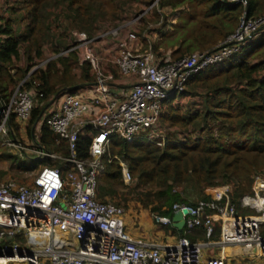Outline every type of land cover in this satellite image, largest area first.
Returning <instances> with one entry per match:
<instances>
[{"label": "trees", "instance_id": "obj_1", "mask_svg": "<svg viewBox=\"0 0 264 264\" xmlns=\"http://www.w3.org/2000/svg\"><path fill=\"white\" fill-rule=\"evenodd\" d=\"M154 0H10L9 18H0V92L8 101L17 86L45 57L52 56L45 67L26 80L24 89L43 94L35 96L28 135L45 104L63 90L77 92V86H92L95 76L89 62L79 65L76 51L68 50L75 44L74 30L95 38L139 15ZM249 17L264 15V0H247ZM138 5L135 7V5ZM179 11L175 32L179 47L172 52L173 61L194 52L215 51L221 42L232 35L245 11L241 4L229 0H160L154 6L153 20L157 24L167 18L162 11ZM101 33V34H100ZM148 46V40L143 39ZM145 49H147L145 47ZM154 53L161 58L159 45ZM65 52V53H64ZM22 64V65H21ZM79 67L81 74L74 73ZM190 98L188 106L175 105ZM20 136V125L12 119ZM162 139L152 140L142 132L129 143L113 135L108 152L103 156L105 171L98 178L97 199L124 207L135 201L144 210L173 218L176 204L196 206L214 200V191L233 185L231 203L252 193L256 176H264V33L247 43L236 56L203 70L187 84L186 90L174 94L165 103L157 130ZM38 142L48 152L65 157L71 155L66 140L57 141L44 123L36 132ZM93 134L84 131L77 147L79 159L88 157ZM11 162V170L29 172L41 163L60 169L63 176L72 165L45 158H20L4 151ZM123 158L132 175L125 184L118 160ZM6 172L0 173V184ZM20 184L28 179L18 175ZM10 180V179H7ZM5 180V181H7ZM198 197V202L193 197ZM210 212V211H208ZM129 212H127L128 215ZM128 221V220H127ZM130 223H133L130 220ZM127 224V229L129 222ZM141 227L140 223L138 224ZM137 226V227H138ZM158 232L174 237H188L193 242H206L203 226L178 231L171 225H158ZM220 239V224L213 238ZM229 264H235L234 261Z\"/></svg>", "mask_w": 264, "mask_h": 264}, {"label": "built area", "instance_id": "obj_2", "mask_svg": "<svg viewBox=\"0 0 264 264\" xmlns=\"http://www.w3.org/2000/svg\"><path fill=\"white\" fill-rule=\"evenodd\" d=\"M229 1L245 9L235 32L215 51L194 52L174 61L158 58L151 48L143 50L137 32L124 31L125 26L112 28L94 39L74 30L75 45L68 52L78 51L80 66L90 63L95 82L89 91L63 93L58 105L62 95L45 104L32 128L33 146L26 143V129L35 107L34 98L43 94L24 89L23 85L52 57L37 64L8 101L0 92V145L26 158L32 155L72 165L65 176L60 169L45 165L26 184L14 179L0 184V264H205L207 249H217L221 255L206 264H225L227 249L233 247L264 260L262 175L255 177L252 193L239 200V208L253 214L238 213L237 206L231 203L230 185L216 189L213 201L173 206L174 213L189 210L184 215L185 229L203 226L206 242H193L188 237L164 244L137 241L127 230L125 208L97 199L98 178L105 171L103 156L113 135L132 143L140 133L148 132L150 139H162L160 144L164 145V136L157 133V128L167 100L184 92L191 78L236 56L248 42L264 33V16L249 17L247 0ZM159 3L154 0L134 22ZM109 37L118 42L117 53L109 60L116 73L106 70L103 58L90 47ZM13 117L20 125V136L13 127ZM44 123L58 142L67 141L70 156L48 152L38 142L36 132ZM86 130L93 138L88 157L79 159L78 140ZM113 160L119 161L123 181L130 184L128 163L117 156L110 158V162ZM154 219L164 226L173 224L170 217L156 215ZM217 224L220 239L215 241Z\"/></svg>", "mask_w": 264, "mask_h": 264}, {"label": "rangeland", "instance_id": "obj_3", "mask_svg": "<svg viewBox=\"0 0 264 264\" xmlns=\"http://www.w3.org/2000/svg\"><path fill=\"white\" fill-rule=\"evenodd\" d=\"M2 1L4 2V0H2ZM137 6L138 5L136 4L135 7H137ZM148 8L149 7H144L142 12L145 11L146 9H148ZM182 9L183 8H180V9H178L176 11H172L171 9H165V10L162 11L163 16H165V18H167L166 19L167 23H166L165 27H162V25H163L162 23L163 22H161L159 24H157L155 22L154 23L150 22V20L154 19L152 10L150 12L146 13L140 19V21H138V22H134V19L136 18V16H135L134 18L126 21L125 23L120 24L117 27L125 26L124 29H123L124 31H133V30L136 31L138 36L140 37V40H141L140 43L143 44L142 45L143 50H145V47H146L147 49L151 48L154 51V49H153L154 45H159V51L158 52L161 53V58H165V59H169V60L173 61L172 52H173L174 49H177L179 47V40H177L178 39V35L175 32H173V31L175 29V24L177 23V16L179 14V11L182 10ZM262 16H264V15H262ZM117 27H112V28H117ZM107 31H103L102 34L107 32ZM145 35L149 36L148 46L143 40ZM99 36H97L95 38H98ZM105 39L108 40L107 38H105ZM106 40L105 41H95V42H93L90 45V47L95 52H96L97 48L104 49L103 52H105L106 48L104 46L107 44ZM51 57L52 56L45 57L44 60L50 59ZM52 59H54V57H52ZM110 65H109V67L112 70V66H110ZM74 73L78 74L80 76L81 71H80L79 67L75 68ZM63 95L59 97V99L56 102V105H58L60 103ZM192 101H193V99L184 98V99H181V100H178L177 102H175V105L176 106L179 105V106H184L185 107V106H188ZM162 130L164 132L166 131L164 128L163 129L161 128V130L160 131L158 130L157 133L163 135L164 133L161 132ZM26 132H27L26 133V139H25L26 143L29 146H33V140L28 135V130L27 129H26ZM4 151H6L8 154H11V155H14V156H18L20 158H25L23 155H20L16 150L9 149V148H6V147H2L0 145V173L1 172H6V175L3 177L1 183L4 182L7 179H20V177L18 175H22L24 178L28 179V181H29L40 170V168L42 166H44L41 163L40 167L38 166L37 169H35L33 171H29V172L28 171L27 172L13 171L10 168L11 162L7 159V157L4 156ZM34 158H35V156L30 155V157L28 159L33 161L32 159H34ZM230 186H231L232 191H233V185L230 184ZM193 199L195 201H197V202L199 201L198 197H196V196H194ZM199 202H201V201H199ZM127 212H129L128 215H127V220H128L129 223H130V220H131V222L133 223V225L135 227H137L139 223L141 224V227L137 228L136 232H140V231L144 232L145 230H148V233L151 235V237L154 238V239H158L159 241L160 240L161 241H165L168 236L171 237L170 235H167V234L165 235L163 233L160 236H157L158 235V225H159V223H157L155 221L154 216L160 215V214L152 213L149 210H144L143 207L139 203H136L135 201H130L128 203ZM253 213L254 212L249 211V210H243L242 212H240V214H253ZM156 233H157V235H156ZM215 250L216 249L207 250L205 252V255H204V261L209 260L208 258L210 256H214L215 255L214 252H216ZM228 251H230V250H228Z\"/></svg>", "mask_w": 264, "mask_h": 264}, {"label": "crops", "instance_id": "obj_4", "mask_svg": "<svg viewBox=\"0 0 264 264\" xmlns=\"http://www.w3.org/2000/svg\"><path fill=\"white\" fill-rule=\"evenodd\" d=\"M8 1H10V0H4V2L2 0H0V18L1 17L9 18V13L7 12L8 5H6L8 3ZM146 37L144 36L143 39L148 40L149 39V36L146 35ZM107 39L108 40H106V39L100 40V41H105L106 40V43L107 44L104 46L106 48L105 49V52H103L104 49L97 48L96 49V53L100 57L103 58L102 59V64H103L104 68L106 70L113 71L114 73H116V69L113 67V65H110L111 63L109 62V60L112 58V56H113L112 54H116L117 53V46H118L117 43L118 42H117V40H115V39H113L111 37H109ZM109 65L112 66V70L110 69ZM92 87H93V85L92 86H87V87L78 89V91H80L82 89H84L85 91H89V90L92 89ZM65 92L66 91H64V93ZM27 128H28V126H27ZM126 222H128L127 221V214H126ZM128 226L129 227H128L127 230L129 231V233L131 234V236L135 240L141 241V242L164 244V243H167V242H172V241H174L177 238V237H174V236H171V237L168 236L165 241H161V240L159 241L158 239L152 238L151 235L148 233V230H145L144 232H141V231L140 232H136L137 228H140V227H135L134 225H132L130 223H129ZM185 230H187V229L184 228L183 231H185ZM161 234H162L161 232H158V235L156 233L157 236H160ZM207 250H209V249H207ZM207 250H205V252ZM228 250H230L231 252L228 251ZM215 251H216V252H214L215 255L214 256H210L208 259L218 258L221 255L217 251V249ZM204 255H205V253H204ZM232 261H234L235 264H263L264 263V260H260L258 258H253V257H249L248 256V253H245L243 250H240V249L235 248V247L230 248V249H227V257H225V264H229ZM205 264H206V261H205Z\"/></svg>", "mask_w": 264, "mask_h": 264}, {"label": "water", "instance_id": "obj_5", "mask_svg": "<svg viewBox=\"0 0 264 264\" xmlns=\"http://www.w3.org/2000/svg\"><path fill=\"white\" fill-rule=\"evenodd\" d=\"M84 87H87V85L86 84L79 85V86L76 87V89H81V88H84ZM64 91H66V90H63V92ZM60 94H58V96ZM188 213H189V210L186 209V208L183 209L182 211L175 212L174 216L172 218V220H173L172 226L174 228H176L178 231H183V229L185 228V224H186V220L184 218V215H186ZM254 253H256L255 250H254Z\"/></svg>", "mask_w": 264, "mask_h": 264}]
</instances>
